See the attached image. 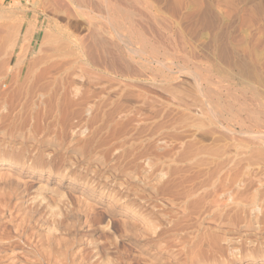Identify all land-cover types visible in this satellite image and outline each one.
I'll return each mask as SVG.
<instances>
[{
	"label": "rangeland",
	"instance_id": "374dc122",
	"mask_svg": "<svg viewBox=\"0 0 264 264\" xmlns=\"http://www.w3.org/2000/svg\"><path fill=\"white\" fill-rule=\"evenodd\" d=\"M140 2L150 11L133 15L132 32L115 11L111 20L71 5L73 16L48 14L64 30L62 56L41 63L51 51L32 47L16 68L23 36L6 55L5 26L13 11L33 22L41 10L37 0H0V264H264V0ZM44 19L41 35L52 30ZM88 19L127 70L82 56L87 42L98 53ZM9 74L67 79L60 106L39 110L35 98L29 112H8Z\"/></svg>",
	"mask_w": 264,
	"mask_h": 264
},
{
	"label": "bare ground",
	"instance_id": "6f19581e",
	"mask_svg": "<svg viewBox=\"0 0 264 264\" xmlns=\"http://www.w3.org/2000/svg\"><path fill=\"white\" fill-rule=\"evenodd\" d=\"M141 1V0H140ZM139 0H118V1H116V0H37V5L40 7V12L39 13H37L36 14V16H34L35 18H34V21L32 22V21H30V20H27V19H21L20 21H19V14H20V12H18L17 10H16V12L15 11H13L14 12V14H13V12H12V14L14 15H12L13 17L11 18V20H10V22L7 24V26H5V27H3V28H5V32H3V33H5V35H3V44L2 45H5L3 48H2V50L6 47V55L7 54H9L10 53V51H9V48H11L12 49V54H13V52H14V48L20 43L19 42V37L20 36H23V42H22V44H21V46H20V50H19V52L17 53V59H16V63H15V67L16 68H20V66H25V64H26V58H27V53H29V51H30V49L32 48V47H34V48H36V53L37 54H40L41 53V56H43L42 55V51H44L45 52V49L47 50V51H51V55L50 54H47V55H45V57L44 58H39V62L41 61V59L43 60V63L45 62V63H49L50 62V60H52V58H55V57H58V56H62L61 54L63 53L62 51H63V48L64 47H61V46H57V44L59 43V40H60V36H61V34H60V36L58 35V32H61L62 33V31H64L63 29H61L62 31H59L60 29H58V27H60V26H58L57 27V25L55 24V22H53L52 20V18L48 15V14H51V15H53V16H57L58 14H60V16H62L61 15V13L62 14H66V15H72V13L73 12H71V6L76 10V12H78V11H80V12H82V14L84 13V14H86V15H90L91 13H100V14H106L107 15V17H109L108 19L109 20H111L110 19V17H112V13L115 11L116 13H118L120 16H123L122 18L123 19H125L126 20V24L127 25H125L123 22V24H119V25H121L120 26V29H122V28H129V31H127L126 29V31L127 32H132V28H135L134 26H137V24L135 25L134 23H133V20L134 21H136V23H138L137 21L138 20H135V18H133V15H135V14H137L138 16H142L144 13H146V11L147 12H149L150 10H149V8H148V5H146L144 2L142 3V2H140ZM117 2V3H116ZM71 5V6H70ZM26 7V6H25ZM23 8V7H22ZM13 9V8H12ZM138 9V10H137ZM19 10V9H18ZM22 10V9H21ZM25 10V9H24ZM11 11V10H10ZM9 12V11H8ZM26 12V11H25ZM114 12V13H115ZM17 13H18V15H17ZM113 13V14H114ZM115 13V14H116ZM4 14H6V13H4ZM23 14V13H22ZM28 14V13H27ZM79 14V13H78ZM83 14V15H84ZM118 14H116V16L118 15ZM147 14V13H146ZM145 14V15H146ZM148 14H152V12H150V13H148ZM9 15H11V14H9ZM8 15V16H9ZM16 15V16H15ZM75 15V14H74ZM144 15V17H146V16H148V15H146L145 16ZM26 16V15H25ZM41 16H44V21L46 22V23H48L49 25H47V26H50V29H52V30H50L49 32L48 31H45L44 33H43V35H41L42 33H38V26H39V18L41 17ZM73 16V15H72ZM91 16V15H90ZM98 16H99V14H98ZM115 16V15H114ZM120 16H118V17H120ZM155 16V15H154ZM10 17V16H9ZM26 17H29V16H26ZM58 17V16H57ZM68 17V16H67ZM78 17H79V15H78ZM81 17V16H80ZM86 17V16H85ZM88 17V16H87ZM93 17V16H92ZM100 17V16H99ZM118 17H116L117 19H118ZM143 17V16H142ZM152 17H153V14H152ZM60 18V17H59ZM63 18V17H62ZM69 18V17H68ZM91 18V17H90ZM94 18V17H93ZM101 18V17H100ZM113 18H115V17H113ZM132 18H133V20H132ZM137 18V17H136ZM139 18V17H138ZM32 20H33V18H31ZM58 19V18H57ZM70 19V18H69ZM83 19V18H82ZM86 19V18H85ZM85 19H83V20H85ZM97 19V18H96ZM104 19H105V17H104ZM107 19V20H108ZM116 19V20H117ZM122 19V20H123ZM151 19H153V18H151ZM4 20H5V17H4ZM8 20V19H7ZM100 20V19H99ZM98 20V21H99ZM102 20H103V17H102ZM109 20H108V22H109ZM142 20V19H141ZM155 20V19H154ZM55 21V20H54ZM93 19H92V21L91 20H89L88 19V23H89V25H90V27H92V29H93V32H92V30H91V32L93 33V35H90V37L91 36H93V41H94V45H95V47H97L96 49L98 50L97 52V54H93V50H91V49H87V46H85V45H88V42H87V44H80L79 46H78V50L81 52V54H82V56H84L85 58H86V60L89 62V63H96V61H100V64H101V61L104 63L105 61H107V60H111V62H112V64L113 63H118V62H120V63H122L123 64V66H125V69L127 68V67H129L130 65H128L127 63H125V56H124V52L121 50V49H119V54H118V56L116 57L115 55H114V57L115 58H113L112 59V56H110L111 55V53L109 52L110 50H107V48H109V47H107V46H109V44H108V42H107V40L104 38L105 37V34L106 33H104V34H102L103 32H105V31H103L102 32V28L99 26V23H98V25H97V23L95 24V23H93ZM97 21V20H96ZM118 21H119V19H118ZM153 21V20H152ZM44 22V23H45ZM79 22V21H78ZM86 22V21H85ZM101 22H103V21H100V23ZM114 22V21H113ZM121 22V21H120ZM147 22H149V21H147ZM43 23V22H42ZM58 23V22H57ZM105 23H106V21H105ZM110 23V22H109ZM109 23H108V25H109ZM153 23H155V22H153ZM157 23V22H156ZM160 23V22H159ZM59 24V23H58ZM79 24H80V22L77 24L78 26H79ZM101 24H103V23H101ZM115 24V23H114ZM146 24V23H145ZM161 24V23H160ZM105 25V24H104ZM111 25V24H110ZM155 25V24H154ZM158 25V24H157ZM77 26V27H78ZM111 26H113V25H111ZM111 26H110V28H111ZM127 26V27H126ZM90 27H88L89 29H91ZM108 27V26H107ZM114 27H115V25H114ZM138 27V26H137ZM151 27V26H150ZM2 28V27H1ZM2 28V29H3ZM49 28V27H48ZM160 28V27H159ZM159 28H157L158 30H159ZM46 29V28H45ZM108 29V28H107ZM113 29V28H112ZM111 29V30H112ZM162 29V28H161ZM114 30H117L116 31V33L118 34V35H120L121 36V38L123 39V42L126 44L125 45V48H124V50L126 51V49L128 50V48L130 47V46H128V44L126 43V39L127 40H129L128 38H126L125 40H124V38H123V34L122 33H124L123 32V30H121L120 32H119V28H114ZM137 30V29H136ZM135 30V31H136ZM134 31V30H133ZM156 31V30H155ZM110 32H112V31H110ZM137 32V31H136ZM160 32H162V31H160ZM160 32H158V33H160ZM108 33V32H107ZM143 33V32H142ZM155 33H157V31L155 32ZM129 34H131V33H129ZM137 34V33H136ZM136 34H134V35H136ZM104 35V36H103ZM106 35H108V34H106ZM126 35V34H125ZM132 35H133V33H132ZM133 35V36H134ZM137 36V35H136ZM145 36V35H144ZM160 36V35H159ZM129 37V36H128ZM130 37H131V35H130ZM137 37H139V35L137 36ZM136 37V38H137ZM0 38H1V36H0ZM114 38V37H113ZM139 38H142V37H139ZM144 39L146 38V37H143ZM91 39V38H90ZM134 39V38H133ZM138 39V38H137ZM143 39V40H144ZM160 39V38H159ZM158 39V40H159ZM84 40V39H83ZM136 40V39H135ZM146 40V39H145ZM144 40V41H145ZM90 41V40H89ZM134 41V40H133ZM148 41V40H147ZM150 41V40H149ZM86 42V41H85ZM85 42H83V43H85ZM132 41H130L129 43H131ZM151 42V41H150ZM145 43H147V45L149 44V42H145ZM144 43V44H145ZM158 43V42H157ZM156 43V44H157ZM92 44V43H91ZM116 44V43H115ZM132 44V43H131ZM152 44V43H151ZM52 45H55V46H52ZM143 45V44H142ZM141 45V48L142 47H144V45L142 46ZM14 46V47H13ZM48 46V47H47ZM133 46V45H132ZM154 46V45H153ZM152 46V47H153ZM157 48H158V50H159V47L157 46V45H155ZM154 46V47H155ZM2 47V46H1ZM94 47V46H93ZM92 47V48H93ZM94 47V48H95ZM151 47V46H150ZM151 47V48H152ZM45 48V49H44ZM66 48V47H65ZM93 48V49H94ZM132 48V47H131ZM144 48H147L146 47V44H145V47ZM1 49V48H0ZM44 49V50H43ZM67 49V48H66ZM65 49V50H66ZM95 49V50H96ZM133 50H134V48H132ZM151 50V49H150ZM158 50H156V51H158ZM1 51V50H0ZM32 51V50H31ZM46 51V52H47ZM71 51V50H70ZM116 51V50H115ZM145 51V50H144ZM155 51V50H154ZM155 51V52H156ZM160 51V50H159ZM3 52V51H2ZM66 52H67V50H66ZM65 52V53H66ZM95 52V51H94ZM134 52H135V54L138 52V50L137 51H135L134 50ZM11 53H10V55H11ZM47 53H49V52H47ZM61 53V54H60ZM72 53H74V51H72ZM72 53H69V54H72ZM140 53V52H139ZM150 53H151V56H155V55H152V51H150ZM160 53V52H159ZM69 54L67 55L66 54V56H69ZM113 54V53H112ZM116 54V53H115ZM138 54V53H137ZM157 54V53H156ZM95 55H97V57H98V60H96L97 59V57L95 58ZM38 56H40V55H38ZM37 56V57H38ZM156 56H159V55H156ZM9 57V56H8ZM11 57V56H10ZM9 57V58H10ZM111 58V59H110ZM155 58V57H154ZM156 58H160V56L159 57H156ZM8 59V58H7ZM5 61V60H4ZM7 61V65H10V63H11V61H12V57L9 59V60H6ZM5 61V62H6ZM37 61V60H36ZM4 62V63H5ZM110 62V63H111ZM41 63H42V61H41ZM160 63V62H159ZM35 64V63H34ZM99 64V65H100ZM2 65H5V64H2ZM6 65V66H7ZM33 65V64H32ZM37 65V64H36ZM39 65V64H38ZM96 65H98V64H96ZM1 66V65H0ZM116 66V65H115ZM2 67V66H1ZM31 67V66H30ZM52 67V66H51ZM55 67V66H54ZM108 67V66H107ZM117 67V66H116ZM3 68V67H2ZM53 68V67H52ZM118 68V67H117ZM121 68V67H120ZM5 69V68H4ZM12 69V68H11ZM32 69V68H31ZM119 69V68H118ZM124 69V68H123ZM129 69H131V67L129 68ZM1 70V69H0ZM9 70V69H8ZM43 70H45V69H43ZM48 70V69H47ZM127 70V69H126ZM5 71V70H4ZM31 71V70H30ZM8 72V71H7ZM29 72V71H28ZM46 72V71H45ZM77 73V72H76ZM4 74V73H3ZM73 74H75V73H73ZM28 75V74H27ZM14 76V75H13ZM11 76L10 74H9V76H8V78L6 79L7 81L5 82V84L6 85H8V87H7V89H9V86H10V88H13V95H12V98L10 97L11 96V94H10V98H11V100H10V98H9V101H4V103H5V106H6V110L8 111V112H10V111H16V109L18 108V107H21L20 109L22 110V113H23V110H24V112H29L30 110H32L33 108H32V106H33V104L35 103L36 104V101H34V99L35 98H39L40 99V101L37 103V105H36V107H37V109H39V108H41V107H43V106H49L50 107V104L52 103L53 104V106L55 107V108H58L60 105H59V96L58 95H61L60 94V92L63 90V87L65 86L66 87V81H67V79H66V81L65 80H63V79H58V78H53V79H47V77L45 76L44 77V79L46 78V80H44L43 78H42V76H41V78L43 79H41V78H38L39 76H37V78H34V77H25V79H21V78H18V77H16V76ZM29 76V75H28ZM79 77V76H78ZM2 79H4V78H2ZM1 79V80H2ZM64 79H65V77H64ZM68 79H69V77H68ZM71 79V78H70ZM74 80V79H73ZM3 81H5V80H3ZM75 82V81H74ZM86 82V81H85ZM68 83H71L70 81L68 82ZM72 84V83H71ZM79 84V83H78ZM35 86V89H37V90H39V93H37V92H34L33 93V91H34V88L32 87V86ZM73 85V84H72ZM76 85V84H75ZM1 86V85H0ZM25 86H27L28 88L25 90ZM30 86L32 87V89H33V91L32 92H30ZM67 87H69L68 85H67ZM72 87V86H71ZM76 88V89H75ZM74 89L75 90H77V85H76V87H75ZM6 89V88H5ZM78 89H79V87H78ZM12 90V89H11ZM3 91H5V90H3ZM211 91V90H210ZM63 92V91H62ZM61 92V93H62ZM72 92V91H71ZM213 92V91H212ZM64 93H66V91L64 92ZM67 93H68V90H67ZM76 93H77V91H76ZM80 93V92H79ZM64 95V94H63ZM71 95H72V93H71ZM81 95V94H80ZM85 95V94H84ZM95 95V94H94ZM67 96H68V94H67ZM66 96V97H67ZM82 96V95H81ZM1 97V96H0ZM4 97V96H3ZM62 97V96H61ZM64 97V96H63ZM62 97V98H63ZM69 97V96H68ZM67 97V98H68ZM73 97H75V96H73ZM97 97V96H96ZM96 97H94V98H96ZM204 97V96H203ZM6 98V97H5ZM65 98V97H64ZM76 98H77V96H76ZM81 98V97H80ZM83 98V97H82ZM87 98L88 97H86V98H84L85 100H87ZM90 98H91V96L89 97V100H90ZM106 98V97H105ZM109 98V97H108ZM124 98V97H123ZM79 99V98H78ZM97 99V98H96ZM102 99H104V98H102ZM110 99V98H109ZM212 99V98H211ZM60 100H61V98H60ZM65 100V99H64ZM63 100V101H64ZM74 100V99H73ZM76 100V99H75ZM74 100V101H75ZM82 100V99H81ZM84 100V101H85ZM92 100H94V99H92ZM98 100V99H97ZM205 100V99H204ZM0 101H1V99H0ZM67 101H68V99H67ZM70 101V100H69ZM73 101V102H74ZM91 101V100H90ZM89 101V102H90ZM123 101V100H122ZM96 102V101H95ZM95 102H94V104H95ZM106 102V101H105ZM1 103V102H0ZM62 104H63V102H61ZM68 103H70V102H68ZM79 103H81V102H79ZM61 104V105H62ZM73 105H74V103H72ZM75 104H76V102H75ZM78 104V103H77ZM89 105V104H88ZM92 106H93V104H91ZM98 105V104H97ZM102 105V104H101ZM104 105V104H103ZM110 105V104H109ZM4 106V105H3ZM46 106L44 107V108H46ZM66 106V105H65ZM69 106V105H68ZM79 106H81V105H79ZM79 106H77V107H79ZM84 106V105H83ZM91 106V107H92ZM99 106V105H98ZM98 106H96V107H98ZM70 107H72V106H70ZM85 107H86V105H85ZM84 107V108H85ZM4 108V107H3ZM32 108V109H31ZM48 108V107H47ZM46 108V109H47ZM51 108V107H50ZM49 108V109H50ZM83 108V109H84ZM93 108V107H92ZM2 109V108H1ZM52 109H54V108H52ZM83 109H80V110H83ZM94 109H95V106H94ZM101 109V108H100ZM4 110V109H3ZM35 110V109H34ZM39 110H41V109H39ZM45 111V110H44ZM51 111H53V110H51ZM58 111H60V109H58ZM63 112L65 111V109L64 110H62ZM93 111V110H92ZM97 111V110H96ZM100 111V110H99ZM209 111V110H208ZM2 112V111H1ZM36 112V111H35ZM39 112V111H38ZM46 112H49V111H47L46 110ZM53 112H55V110L53 111ZM66 112V111H65ZM73 112V111H72ZM82 112V111H81ZM81 112H78V114L79 113H81ZM85 112V111H84ZM87 112V111H86ZM13 113V112H12ZM17 113V112H16ZM15 113V114H16ZM19 113V112H18ZM17 113V114H18ZM21 113V112H20ZM33 113V112H32ZM40 113V112H39ZM56 113H58V112H56ZM68 113V112H67ZM74 113H75V111H74ZM93 113V112H92ZM98 113V112H97ZM11 114V113H10ZM29 114V113H28ZM27 114V115H28ZM51 115H52V113H50ZM49 114V115H50ZM69 114V113H68ZM67 114V115H68ZM72 114V113H71ZM70 114V115H71ZM76 114V116L74 117V118H78L77 117V112L75 113ZM84 114V113H83ZM108 114V113H107ZM7 115V114H6ZM9 115V114H8ZM19 115V114H18ZM25 115V114H24ZM26 115V116H27ZM35 115V114H34ZM34 115H33V117H34ZM41 115V114H40ZM45 115V114H44ZM58 115V114H57ZM80 115L81 114H79L78 116L80 117ZM93 115V114H92ZM223 115V114H222ZM11 116V115H10ZM15 116V115H14ZM23 116V115H22ZM47 116H48V114H47ZM86 116V115H85ZM90 116V115H89ZM97 116H99V115H97L96 114V116H94L93 115V117H97ZM6 117V116H5ZM24 117V116H23ZM31 117V116H30ZM38 117L39 116H37V120H38ZM50 117V116H49ZM73 117V116H72ZM84 117V116H83ZM11 118H12V116H11ZM15 118V117H14ZM18 118V117H17ZM28 118V117H27ZM48 118V117H47ZM51 118V117H50ZM2 119H4V118H2ZM13 119V118H12ZM29 119V118H28ZM46 119V118H45ZM82 119V118H81ZM80 119V120H81ZM89 119H90V117H89ZM92 119V118H91ZM95 119V118H94ZM98 119H99V117H98ZM5 120V119H4ZM15 119H13V121H14ZM18 120V119H17ZM16 120V121H17ZM21 120H23L22 118H21ZM25 120H27V119H25ZM30 120V119H29ZM28 120V121H29ZM33 120V119H32ZM32 120L30 121V122H32ZM41 120V119H40ZM48 120V119H47ZM47 120H46V122H47ZM76 120H78V119H76ZM84 120H85V118H84ZM88 120V119H87ZM140 120V119H139ZM7 121V120H6ZM8 121H9V119H8ZM27 121V123H29ZM35 121V120H34ZM82 121V120H81ZM95 121H97V120H95ZM0 122L1 123H3V120H1L0 119ZM22 122V121H21ZM24 122V121H23ZM38 122V121H37ZM40 122V121H39ZM43 122V121H42ZM52 122V121H51ZM58 122V121H57ZM67 122V121H66ZM83 122V121H82ZM81 122V123H82ZM138 122V121H137ZM1 123H0V125H1ZM4 123H6V122H4ZM62 123H63V121H62ZM87 123V122H86ZM89 123H90V121H89ZM95 123V122H94ZM8 124V123H7ZM10 124V123H9ZM16 124V123H15ZM20 124V123H19ZM18 124V125H19ZM23 125H24V123H23ZM23 125H21V126H23ZM26 125H28V124H26ZM32 125V124H31ZM31 125H30V127H31ZM35 125H36V123H35ZM76 125V124H75ZM82 125H84V124H82ZM88 125V124H87ZM91 125V124H90ZM93 125V124H92ZM158 125V124H157ZM5 126V125H4ZM34 126V125H33ZM46 126V125H45ZM65 126V125H64ZM10 127V126H9ZM15 127V126H14ZM16 127H18V126H16ZM15 127V128H16ZM26 127V126H25ZM51 127V126H50ZM78 127V126H77ZM83 127V126H82ZM81 127V128H82ZM88 127V126H87ZM12 128V127H11ZM21 128V127H20ZM24 128V127H23ZM22 128V129H23ZM81 128H80V130H81ZM41 129V128H40ZM88 129V128H87ZM87 129H85V130H87ZM14 130H16V129H14ZM28 130V129H27ZM24 131V130H23ZM83 131H84V129H83ZM98 131V130H97ZM153 131V130H152ZM157 131V130H156ZM159 131H160V129H159ZM14 132V131H13ZM16 132V131H15ZM20 132V131H19ZM22 132V131H21ZM85 132V131H84ZM83 132V133H84ZM18 133V132H17ZM16 133V134H17ZM142 133V132H141ZM157 133V132H156ZM19 134V133H18ZM22 134V133H21ZM24 134H26V131H25V133ZM20 135V134H19ZM142 135V134H141ZM163 135V134H162ZM165 136V135H164ZM176 136V135H175ZM16 137V136H15ZM26 137V136H25ZM57 138V137H56ZM69 138V137H68ZM171 138V137H170ZM29 139V138H28ZM53 141V140H52ZM161 141V140H160ZM168 143V142H167ZM102 144V143H101ZM8 146V145H7ZM169 146H170V144H169ZM135 149V148H134ZM153 149V148H152ZM32 150V149H31ZM21 151V150H20ZM24 151V150H23ZM7 152V151H6ZM9 152V151H8ZM40 152V151H39ZM87 152V151H86ZM14 153V152H13ZM41 153V152H40ZM132 153V152H131ZM21 154H22V152H21ZM27 154V153H26ZM101 154V153H100ZM146 154V153H145ZM144 154V155H145ZM10 155V154H9ZM17 155H19V154H17ZM16 155V156H17ZM157 155V154H156ZM161 155V154H160ZM160 155H158V156H160ZM167 155V154H166ZM148 156V155H147ZM39 157H41V156H39ZM14 162V161H13ZM200 161H198V163H199ZM206 162V161H205ZM204 162V163H205ZM206 164V163H205ZM204 164V165H205ZM196 165H198V164H196ZM202 165H203V163H202ZM220 165V164H219ZM218 165V166H219ZM20 166V165H19ZM194 166V165H193ZM207 166V165H206ZM216 166V165H215ZM222 166V165H221ZM202 167V166H201ZM224 167V166H223ZM223 167H221V168H223ZM15 168V167H14ZM18 168V167H17ZM220 168V169H221ZM31 173V172H30ZM172 173V172H171ZM213 173V172H212ZM166 174V173H165ZM173 174V173H172ZM202 174V173H201ZM238 174V173H237ZM203 175V174H202ZM212 175V174H211ZM258 175V174H257ZM14 176V175H13ZM195 176V175H194ZM200 176V175H199ZM206 176V175H205ZM214 176V175H213ZM227 176V175H226ZM232 176H234V175H232ZM248 176V175H247ZM210 178H211V176H209ZM208 177V178H209ZM237 177H239V174H238V176ZM237 177L235 176V178H228L229 180H233L234 181V183H235V181L237 180L238 181V179H237ZM241 177V176H240ZM260 177V176H259ZM195 178V177H194ZM196 178H197V176H196ZM210 178H209V180H210ZM214 178V177H213ZM213 178H211L212 180H213ZM242 178V177H241ZM241 178L239 179L240 181H241ZM191 179V178H190ZM193 179V178H192ZM220 179H222V178H220ZM247 179V178H246ZM248 179H250V178H248ZM189 180V179H188ZM197 180V179H196ZM212 180H210V182L212 181ZM228 180V182L230 183V181ZM261 180H263V179H261ZM194 181V180H193ZM217 181V180H216ZM223 181V180H222ZM232 181V182H233ZM243 181H245V179L243 180ZM243 181H241V182H243ZM248 181V180H247ZM161 182V181H160ZM185 182H187V180L185 179ZM254 182V181H253ZM257 182V181H256ZM256 182H255V184H256ZM221 183V182H220ZM223 183V182H222ZM221 183V184H222ZM228 183V184H229ZM244 183V182H243ZM186 184V183H185ZM218 184V183H217ZM224 184H226V181H224ZM233 184V183H232ZM254 184V185H255ZM10 185V184H9ZM199 185V184H198ZM207 185V184H206ZM211 185V184H210ZM237 185V184H236ZM11 186H12V184H11ZM91 186V185H90ZM165 186V185H164ZM208 186V185H207ZM240 186V185H239ZM248 186V185H247ZM89 187V186H88ZM210 187V186H209ZM221 187V186H220ZM90 188V187H89ZM88 188V189H89ZM219 188V187H218ZM239 188V187H238ZM248 188H249V186H248ZM92 189H93V187H92ZM91 189V190H92ZM195 189V188H194ZM221 189V188H220ZM90 190V189H89ZM247 190V189H246ZM228 191V190H227ZM223 192V191H222ZM244 193V192H243ZM232 194V193H231ZM11 195V194H10ZM264 195V194H263ZM41 199V198H40ZM257 199V198H256ZM200 202V201H199ZM259 202V201H258ZM250 203V202H249ZM198 204V203H197ZM196 204V205H197ZM193 206H194V204H193ZM80 207V206H79ZM204 208V207H203ZM73 210V209H72ZM2 211V210H1ZM2 214V213H1ZM1 216V215H0ZM217 217V216H216ZM227 220V219H226ZM225 220V221H226ZM213 221V220H212ZM239 221V220H238ZM30 222V221H29ZM79 222V221H78ZM54 223V222H53ZM225 223V222H224ZM212 225V224H211ZM50 227V226H49ZM216 227V226H215ZM8 228V227H7ZM4 230V229H3ZM6 230V229H5ZM4 235H6V234H4ZM28 242V241H27ZM208 243V242H207ZM220 245V244H219ZM213 247V246H212ZM216 248V247H215ZM20 249V248H19Z\"/></svg>",
	"mask_w": 264,
	"mask_h": 264
},
{
	"label": "crops",
	"instance_id": "0c3cea01",
	"mask_svg": "<svg viewBox=\"0 0 264 264\" xmlns=\"http://www.w3.org/2000/svg\"><path fill=\"white\" fill-rule=\"evenodd\" d=\"M6 1V0H5ZM13 1V0H12Z\"/></svg>",
	"mask_w": 264,
	"mask_h": 264
}]
</instances>
